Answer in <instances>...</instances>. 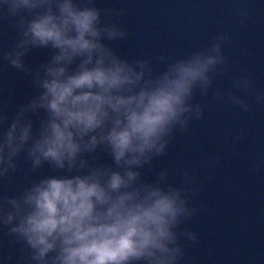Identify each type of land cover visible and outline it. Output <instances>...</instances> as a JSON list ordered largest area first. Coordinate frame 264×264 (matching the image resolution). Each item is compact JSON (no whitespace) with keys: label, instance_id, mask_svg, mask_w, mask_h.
Returning <instances> with one entry per match:
<instances>
[{"label":"clouds","instance_id":"obj_1","mask_svg":"<svg viewBox=\"0 0 264 264\" xmlns=\"http://www.w3.org/2000/svg\"><path fill=\"white\" fill-rule=\"evenodd\" d=\"M237 11L245 24L249 10L242 3ZM121 15L96 0H0V20L16 31L0 59L27 72L35 90L10 123L0 106V180L21 158L33 173L45 164L55 173L0 195V228L21 244L27 264H182V238L199 239L182 227L198 211L190 204L198 177L162 168L148 181L145 169L205 119L210 92L216 105L240 113L251 110L249 98L264 107L251 73L233 77L227 90L216 85L230 68L228 31L176 58H129L109 43L129 35ZM36 48L52 52L33 69L25 58ZM243 136L229 130L226 139ZM101 151L111 163L99 162ZM177 174L180 182H171Z\"/></svg>","mask_w":264,"mask_h":264},{"label":"water","instance_id":"obj_2","mask_svg":"<svg viewBox=\"0 0 264 264\" xmlns=\"http://www.w3.org/2000/svg\"><path fill=\"white\" fill-rule=\"evenodd\" d=\"M249 10L245 24L239 22L241 4ZM101 9H117L121 26L129 35L123 41L109 42L129 58L166 55L176 58L195 48L205 47L220 31L231 34L224 45L229 71L217 79L223 90L237 75L251 73L257 90H264V0H96ZM112 17H106L111 19ZM16 39L14 24L0 20V52L10 50ZM51 49H32L25 63L33 69L44 62ZM161 67V66H158ZM35 94L31 76L0 59V106L9 121L19 106ZM247 113L216 105L212 93L203 99L208 105L202 121H193L188 131L178 133L166 156L145 169L151 181L162 168L192 170L200 192L190 200L197 214L182 227L195 231L196 243L182 238L186 256L182 264H264V107L249 98ZM244 131L237 143L226 139ZM212 158V161H210ZM101 163H111L106 152H98ZM19 170L0 180V195H14L40 176L52 173L47 164L33 173L21 158ZM72 175V173H61ZM177 174L170 177L179 183ZM7 229L0 228V264H27L21 244L9 243Z\"/></svg>","mask_w":264,"mask_h":264}]
</instances>
